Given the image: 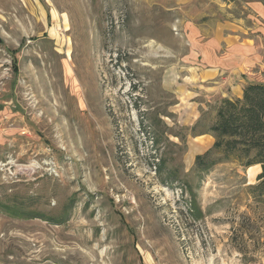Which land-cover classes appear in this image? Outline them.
<instances>
[{
    "label": "rangeland",
    "instance_id": "rangeland-1",
    "mask_svg": "<svg viewBox=\"0 0 264 264\" xmlns=\"http://www.w3.org/2000/svg\"><path fill=\"white\" fill-rule=\"evenodd\" d=\"M253 81L264 0H0V264H264L258 170H194Z\"/></svg>",
    "mask_w": 264,
    "mask_h": 264
},
{
    "label": "trees",
    "instance_id": "trees-1",
    "mask_svg": "<svg viewBox=\"0 0 264 264\" xmlns=\"http://www.w3.org/2000/svg\"><path fill=\"white\" fill-rule=\"evenodd\" d=\"M213 112L212 123L198 136L210 135L214 142L205 153L196 156L194 170L202 174L221 164L243 171L259 166L256 183L248 190L256 207L264 210V83H250L241 97L217 101ZM201 125L200 119L191 132L195 133ZM138 128L146 132L143 124Z\"/></svg>",
    "mask_w": 264,
    "mask_h": 264
},
{
    "label": "crops",
    "instance_id": "crops-1",
    "mask_svg": "<svg viewBox=\"0 0 264 264\" xmlns=\"http://www.w3.org/2000/svg\"><path fill=\"white\" fill-rule=\"evenodd\" d=\"M205 58V65H206V63H208L209 65H212L213 67L212 68H208L209 70L208 71H205V75H209V74H214V73H216L218 70H219V68H218V65L220 64V62L222 61V63L224 62V60L225 59H222V57L221 58H219V57H217V56H213V55H211V56H207V58L206 57H204ZM217 64V65H216ZM223 64H225V63H223ZM222 65V64H221ZM192 69V68H191ZM202 72V71H201ZM193 73V72H192ZM198 73L199 72H197V74L196 75H198ZM207 75V76H208ZM251 83H264L263 81H253V82H251ZM243 95V94H242ZM241 95V96H242ZM241 96H239V97H241ZM257 170H258V172H260V167L259 166H257V167H255ZM250 169H254V168H250Z\"/></svg>",
    "mask_w": 264,
    "mask_h": 264
}]
</instances>
